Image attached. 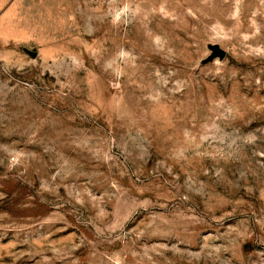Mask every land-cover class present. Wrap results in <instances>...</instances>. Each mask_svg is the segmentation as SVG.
<instances>
[{"label": "rangeland", "instance_id": "rangeland-1", "mask_svg": "<svg viewBox=\"0 0 264 264\" xmlns=\"http://www.w3.org/2000/svg\"><path fill=\"white\" fill-rule=\"evenodd\" d=\"M0 264H264V0H0Z\"/></svg>", "mask_w": 264, "mask_h": 264}]
</instances>
